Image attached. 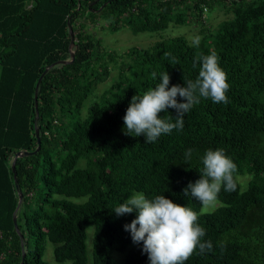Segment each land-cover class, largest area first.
<instances>
[{"label": "trees", "instance_id": "trees-1", "mask_svg": "<svg viewBox=\"0 0 264 264\" xmlns=\"http://www.w3.org/2000/svg\"><path fill=\"white\" fill-rule=\"evenodd\" d=\"M208 1L230 16L202 36L198 48L175 35L126 49L129 61L117 65L116 80L96 99L94 87L108 69L99 65L104 50L86 25L105 19L109 31L125 26L152 33L191 18L202 29L207 0H0V264H18L21 257L11 219L17 195L10 162L14 152L35 149L34 124L38 150L14 162L22 196L16 214L22 264H47L46 240L57 262L150 264L142 243L124 228L136 212L117 216L113 209L142 192L198 212L200 202L184 189L200 178L201 157L210 148L223 149L237 165L234 179L238 173L249 179L243 189L237 181L235 191L222 187L215 210L199 216L212 249L197 248L185 264H264V0ZM68 28L73 61L41 76L35 119L36 80L49 63L69 59ZM213 51L227 74L228 103L200 98L182 130L152 143L125 134L123 117L133 95L154 87L166 71L169 87L195 81L200 64L193 67L194 58ZM175 114L168 109L159 115L174 122ZM113 250L123 252L118 261Z\"/></svg>", "mask_w": 264, "mask_h": 264}, {"label": "clouds", "instance_id": "clouds-1", "mask_svg": "<svg viewBox=\"0 0 264 264\" xmlns=\"http://www.w3.org/2000/svg\"><path fill=\"white\" fill-rule=\"evenodd\" d=\"M200 37L192 39L191 46L199 47ZM199 63V73L195 81L188 80L184 86L169 87L168 72L160 73L159 82L142 94L132 96L123 117L125 134L145 137L146 143L155 142L162 134H170L173 129L182 130L184 116L200 98H210L214 103H228L226 95L230 85L226 72L219 64V57L213 51L208 55L197 53L193 67ZM156 79L157 74H152ZM181 98L177 99V96ZM175 110V121L171 117H161V112ZM192 149L186 150V160ZM203 167L200 178L189 182L184 189L186 196L195 197L201 204L200 212L191 207L173 202L165 195L149 199L142 192L134 193L113 211L117 216L136 212L135 218L125 224L135 244L142 243V253H146L150 264H185L199 248L200 253L212 249L210 240H203L205 229L198 223L199 216L215 210L218 194L237 188L234 173L237 165L221 148L208 149L201 157Z\"/></svg>", "mask_w": 264, "mask_h": 264}, {"label": "rangeland", "instance_id": "rangeland-1", "mask_svg": "<svg viewBox=\"0 0 264 264\" xmlns=\"http://www.w3.org/2000/svg\"><path fill=\"white\" fill-rule=\"evenodd\" d=\"M206 5V4H204ZM220 5L216 4L213 1L207 0V6L202 7L201 21L203 28L199 27L197 22H193L191 18H187L184 24H174L171 23L165 29L158 32H137L132 33L128 27L121 26L116 31H109L107 28V21L104 19H99L97 23L93 25H86L85 30L96 38L103 48L104 53L100 58L97 59L99 65L105 64L108 69L107 76L98 81L94 87V92L92 98H98L103 92L106 91L108 86L116 80L117 76V65L126 64L129 61L130 57L126 53V49L134 48H143L151 45L158 39H166L175 35H183L189 42H192V39L196 36L200 38L209 33H213L218 24L230 16L229 12ZM179 7L178 9H180ZM129 72V70H127ZM83 114V112H81ZM83 162H80L82 165ZM235 179L239 184L240 189L245 187V183L249 179L247 173L236 174ZM137 192H133L132 195ZM131 195V196H132ZM218 204V203H217ZM216 204V205H217ZM201 210V206L198 210V213ZM91 230L92 226H89L86 229L87 238H86V247L87 253L90 250L91 242ZM52 247L53 245L49 241L44 242V251L42 259L47 264H68V261L57 262L53 259L52 256ZM123 252L112 251L110 253L111 257L118 261L121 258ZM89 258V256H88Z\"/></svg>", "mask_w": 264, "mask_h": 264}, {"label": "water", "instance_id": "water-1", "mask_svg": "<svg viewBox=\"0 0 264 264\" xmlns=\"http://www.w3.org/2000/svg\"><path fill=\"white\" fill-rule=\"evenodd\" d=\"M68 34H69V43H68L69 59L68 60H56V61H53V62L49 63L48 65H46L44 67L43 71L40 73L39 77L36 80V83H35V86H34V90H33V106H34V113H35L34 118L35 119L37 118L36 92H37V87H38L39 81L41 79V76L43 75V73L45 71H47L50 67H52L55 64H59V63L60 64H67V63H70V62L73 61V58H74L73 52L70 50V46H71V44L73 42V33H72L70 28H68ZM34 136H35V141H36L35 149L30 151V152H27V151H16V152H14L13 155H12V158H11V162H10V169H11V172H12L14 188L16 190V195H17V202H16V205H15V208L12 211L11 219H12L13 228H14L15 232L17 233L18 237H19V246H20L21 257H20V261H19L18 264H22L23 263L22 260L24 258L25 252H24L23 243H22V235H21V233L19 232V230H18V228L16 226V214L21 208L22 196H21V192L19 190V187L17 185V181L15 179L14 162H15L16 158L21 157V156H25V155H28V154H32V153H34L35 151L38 150V148H39V135H38V128L35 126V124H34Z\"/></svg>", "mask_w": 264, "mask_h": 264}]
</instances>
